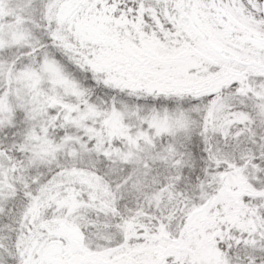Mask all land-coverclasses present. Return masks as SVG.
<instances>
[{"label": "snow or ice", "instance_id": "1", "mask_svg": "<svg viewBox=\"0 0 264 264\" xmlns=\"http://www.w3.org/2000/svg\"><path fill=\"white\" fill-rule=\"evenodd\" d=\"M0 264H264V0H0Z\"/></svg>", "mask_w": 264, "mask_h": 264}]
</instances>
